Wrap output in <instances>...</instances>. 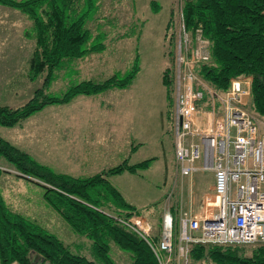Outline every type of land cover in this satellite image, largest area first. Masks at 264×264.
<instances>
[{"label": "rangeland", "instance_id": "374dc122", "mask_svg": "<svg viewBox=\"0 0 264 264\" xmlns=\"http://www.w3.org/2000/svg\"><path fill=\"white\" fill-rule=\"evenodd\" d=\"M151 1L94 0L86 25L92 36L101 35L95 40L102 39L103 47L73 60L46 89L59 97L69 85L82 80L102 82L113 75L124 76L137 62L139 70L129 86L79 94L67 103L47 105L20 124L0 125V135L55 172L74 176H92L125 159L133 164L153 157L147 169L106 177L126 201L146 207L143 216L153 232L165 210L170 206L175 212L188 208L191 200L195 207L197 194L175 168L172 117H168L166 89L161 81L166 67L173 65L175 70L183 22L181 0H154L157 9ZM16 2L0 0V105L11 107L25 103L42 86L46 74L35 80L27 77L35 43L25 36L31 20L15 7ZM105 136L108 140L104 146L99 143ZM103 146L106 148L101 149ZM18 173L0 160V199L5 205L41 224L72 250L80 245L81 252L92 259L91 241L74 233L46 203L43 189ZM194 184L199 190H208L212 173L196 172ZM37 238L41 247L52 246V239ZM253 246L242 245L244 253L250 254ZM108 252L118 264L129 263V253L113 241Z\"/></svg>", "mask_w": 264, "mask_h": 264}, {"label": "trees", "instance_id": "16d2710c", "mask_svg": "<svg viewBox=\"0 0 264 264\" xmlns=\"http://www.w3.org/2000/svg\"><path fill=\"white\" fill-rule=\"evenodd\" d=\"M151 3L157 9V3L154 0ZM180 4L191 44L197 29L209 41V59L195 64L196 74L218 91L228 89L234 77H251V107L264 120V0H181ZM94 6V0H18L15 3L31 20V26L24 33L35 43L27 77L35 80L46 74L42 86L25 103L17 107L0 105L1 126L20 124L45 106L67 103L79 94L92 95L131 84L139 70L137 62L124 76L113 75L102 82L82 80L69 85L59 97L47 92L46 88L59 71L79 56L103 47L102 39L95 40L101 35L92 36L86 25ZM161 81L166 89L168 117H172L173 65L163 70ZM1 159L12 165L20 177L43 189L46 203L64 218L74 233L91 241L93 257L89 259L83 254L80 245L72 250L54 233L12 211L0 199V264H118L108 252L111 241L129 253L128 264H158L141 235L107 214L109 211L124 217L143 215L146 207L139 208L126 201L106 177L147 169L153 157L133 164L125 159L92 176H74L55 172L0 135ZM158 233L159 222L152 232L153 240L158 239ZM37 237L52 239V246L41 247ZM33 253L38 254L37 260ZM189 258L190 264H200L201 260L214 264H264V245L253 246L251 253L245 254L242 246L196 244Z\"/></svg>", "mask_w": 264, "mask_h": 264}, {"label": "built area", "instance_id": "2783aa9c", "mask_svg": "<svg viewBox=\"0 0 264 264\" xmlns=\"http://www.w3.org/2000/svg\"><path fill=\"white\" fill-rule=\"evenodd\" d=\"M181 29L173 84L174 164L192 188L198 171L211 172L212 184L197 214L192 200L188 208L163 212L156 241L143 215H113L145 239L158 264H189L196 244L264 245V121L251 107V77L232 78L224 91L209 86L194 70L209 59V41L197 29L192 45L184 22Z\"/></svg>", "mask_w": 264, "mask_h": 264}, {"label": "crops", "instance_id": "0c3cea01", "mask_svg": "<svg viewBox=\"0 0 264 264\" xmlns=\"http://www.w3.org/2000/svg\"><path fill=\"white\" fill-rule=\"evenodd\" d=\"M111 131V130H110ZM110 131H108V132H110ZM102 141H101V143H99V144H103L104 146L106 145V140H108V138H107V136H105V139H101ZM100 147L101 149H104V148H106V147ZM211 186V185H210ZM194 189H195V192H196V194H197V199H195V207H193V212L194 213H198L199 211H200V209H201V207H200V204L198 205V203L201 201V195L206 191V190H199L197 187H195V184H194ZM209 189H210V187H209ZM196 200L198 201L197 203H196Z\"/></svg>", "mask_w": 264, "mask_h": 264}, {"label": "water", "instance_id": "95a60500", "mask_svg": "<svg viewBox=\"0 0 264 264\" xmlns=\"http://www.w3.org/2000/svg\"><path fill=\"white\" fill-rule=\"evenodd\" d=\"M37 258H38V256L36 255L35 258H34V260H36ZM45 264H46V263H45Z\"/></svg>", "mask_w": 264, "mask_h": 264}]
</instances>
